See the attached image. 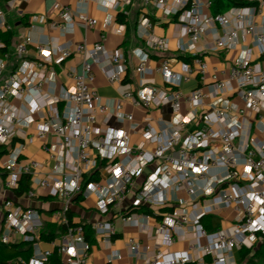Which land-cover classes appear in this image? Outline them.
<instances>
[{"label":"built area","instance_id":"built-area-1","mask_svg":"<svg viewBox=\"0 0 264 264\" xmlns=\"http://www.w3.org/2000/svg\"><path fill=\"white\" fill-rule=\"evenodd\" d=\"M15 1L9 0V6ZM76 1L102 7L104 0ZM111 1L109 9L127 15L137 0ZM141 3L174 20L178 33L187 39L179 51L192 59L176 71L163 57L151 69L148 53L135 51V72L159 74L162 86L141 77L138 90L124 92L114 106L92 87L95 63L105 66L110 85L120 84L127 70L121 51L102 44L104 35L91 47L85 43L73 48L50 46L43 40L33 44L28 36L15 47V56L22 62L0 86V147L7 151L2 157V187L13 192L20 177L28 175L30 184L58 202L52 220L65 232L48 242L52 249L42 250L40 211L4 198L0 242L12 245L20 237L31 248L29 259L18 258L14 264H88L92 244L87 235L107 250L116 234V221L144 235L145 242L134 237L125 240L129 256L143 264H238L234 253L256 251L264 238V68L253 63L249 53L221 71H210L202 58L203 53L218 55L234 49L240 36L251 38L264 56V23L247 20L252 6L212 15L207 12L210 0ZM57 19L49 26L61 33L72 31L74 21L91 29L98 25L96 19L70 6L60 7ZM5 26L0 7V31ZM151 27L150 19L142 15L136 35L149 51L164 55L168 40L154 36ZM102 29L122 35L125 26L107 16ZM217 29L221 35L215 33ZM210 31H214L212 42L203 49L198 44ZM29 46L35 51L32 60L26 59ZM74 54L83 55L80 71L66 69V83L57 87L54 77H46L47 69L54 74V67L63 69ZM3 70L0 60V77ZM191 83L193 88L182 90ZM124 104L142 111L141 123L124 111ZM164 108L169 109V119L153 116ZM113 121L126 123L128 130L114 128ZM33 125L35 133L29 136L27 130ZM132 134L140 137L135 144ZM34 141H39L46 162L23 158ZM90 196L96 199L97 213L109 219L74 222L69 214L76 200ZM26 197L35 198V191L29 190ZM230 208L235 215L232 224L217 226L214 212ZM181 242L186 243L185 249L170 251ZM115 259L120 255L108 256L107 262Z\"/></svg>","mask_w":264,"mask_h":264},{"label":"crops","instance_id":"crops-1","mask_svg":"<svg viewBox=\"0 0 264 264\" xmlns=\"http://www.w3.org/2000/svg\"><path fill=\"white\" fill-rule=\"evenodd\" d=\"M8 2L9 0H0V7L4 12L6 20V26L0 33V43L3 45V47L0 48V60H2L4 63V70L0 77V86L2 85L5 77L8 74L16 71L17 67L21 64L22 60H18L15 56V47L26 36L31 38L33 44L37 43L39 40H43V42L48 43L50 46L70 44L73 48V45L80 43H85L88 47H91L94 43L100 42L101 36L104 35L105 38L102 41V44L107 49L120 50L127 63V70L121 83L114 85H110L106 81V70L104 65L95 63L92 66L94 74L92 87L97 91L102 100L108 102L111 106H114L120 102L121 95L124 92L138 90L141 77H143V79L149 83L162 86L161 76L159 74H156L155 72H148L146 74L140 75L135 72V67L137 65V57L134 54L135 51L140 50L148 53V65L151 69L157 66L163 57H166L170 60L171 67L176 71L180 69V64L182 62L190 63L192 59V55L179 51L180 46H185L187 44V39L178 33L174 25V20L164 19L161 16V13L156 11L151 6L146 8L143 7L141 0H137L132 7L128 8L126 24H123L125 26V30L122 35L107 33L102 29V23L107 16H111L116 23L121 24L117 21L118 14L109 9L112 2L111 0L102 1V7L94 2H89L86 6L79 5L76 0H16L12 7L9 6ZM62 6H70L76 13H87L89 17L98 21V25L94 29H91L84 27L83 24L78 21H74L73 30L70 32L61 33L59 30L51 29L49 23L52 20L58 21L57 13L59 8ZM251 6L254 8L253 12L245 11L247 20H250L255 24L264 23V0L258 3H253ZM105 8L107 11H104ZM207 12L211 13L210 9ZM142 15H146L150 19L152 23L151 32L154 36L164 37L168 40L169 51L164 55L149 51L145 46V42L137 37L135 29ZM40 17L44 18L45 21L41 22L37 20ZM6 31H10L12 33V39L5 48L2 39L5 36L3 33ZM213 33L214 31H210L199 42L198 46L203 49L208 48L212 42ZM215 33L217 35H221L222 30L217 29ZM34 52V47L29 46L28 56L26 59H34ZM247 53L250 54V59L253 63H257L262 68H264V56L259 55L258 50L252 43V39L249 37L243 39L240 36L235 48L232 50L222 51L218 55L203 53L202 58L207 63L210 71L214 69L216 71H221L228 70L235 59L244 58ZM5 54L7 55L6 58L4 57ZM180 57H186L190 59L188 61H182L180 60ZM82 62L83 55L74 54L70 59L65 61L63 64V69L61 67L55 66L54 74H52L51 69L48 68L46 71V77H54V81L58 87L66 83L64 71L66 69H75L77 72H79ZM193 87L194 83H191L189 85H184L182 90L187 91ZM45 89H47V85L45 86ZM236 104L239 107H243V104L238 100L236 101ZM15 105H19V103H15ZM124 111L132 113L135 120L141 123L143 115L142 111L133 108L128 104H124ZM169 114V109L164 108L154 112L153 116L156 118L169 119ZM111 125L118 130H128L126 123H117L113 121ZM35 128V125H33L27 130L29 136L34 135ZM139 140L140 137L138 135H131L132 144L137 143ZM23 158L34 159L39 162L47 161L46 154L39 147V141H34L32 144L27 146L23 153ZM2 161L3 158L0 159V205L4 198H11L23 207L30 206L37 208L41 215L46 218L43 220L44 225H46V223H54L52 220V214L58 209V202L49 198L43 191L37 189L34 184H30V190L35 191L36 193V197L33 199L27 198L26 195L22 197H16L13 192L4 190L2 187V180L4 177ZM95 203L96 199L93 196L81 201H76L71 211V218L74 220V222L89 224L94 221L109 219V217L101 216L97 213L95 209ZM3 218V213L0 210V230L2 228ZM153 223L154 221L151 220V224ZM115 229L116 234L112 239V245L107 250H102L99 248L97 241L94 239V237H91L90 243L92 244V249L94 250V256L91 258L89 256L88 264H143L141 260L133 259L129 256L125 240L128 237H134L145 242L144 235L140 233L138 228L125 227L118 221L115 222ZM22 244V249L24 250L30 247L28 244H24L20 237H16L14 245ZM261 245H264V238L256 250H258ZM40 248L42 250H49L52 249V246L47 242L41 241ZM172 248H174L173 251ZM172 248L170 250L171 252L183 250L186 248V243H178ZM244 251L246 250L237 252V257L234 253V258L238 264H245L246 262V260H241V254ZM114 253L119 254L120 259H115L111 263H108L107 257L112 256ZM259 263H264V261L258 260L257 264Z\"/></svg>","mask_w":264,"mask_h":264},{"label":"trees","instance_id":"trees-1","mask_svg":"<svg viewBox=\"0 0 264 264\" xmlns=\"http://www.w3.org/2000/svg\"><path fill=\"white\" fill-rule=\"evenodd\" d=\"M252 4L244 1V0H211L210 11L212 15L223 14L229 11L232 8H244L247 6H251ZM117 21L121 24H126V15L120 13L117 15ZM2 30L0 31V33ZM5 36L3 37V42L5 48L10 43L12 39V33L10 31H6L3 33ZM190 58L180 57L182 61H188ZM13 145V143H12ZM7 153L5 146L0 147V159ZM92 180L90 177L88 180ZM30 190V177L28 175H22L18 181L17 188L13 191V194L16 197H22L28 193ZM78 201V199L76 200ZM72 216V212L69 214ZM208 220V219H207ZM206 221V220H205ZM210 228V227H208ZM65 232V228L63 226H59L56 223H46L43 229L40 231V240L44 242H51L57 237L61 236ZM87 239L89 242L90 234L87 235ZM26 244V243H24ZM22 245H4L0 242V264H14L15 260L18 258L29 259L31 257V248L22 249ZM250 254V255H249ZM21 256V257H19ZM16 258V259H15ZM56 258L53 260L55 262ZM241 260H246V264H257L258 260L264 261V245L251 253L250 251H244L241 254Z\"/></svg>","mask_w":264,"mask_h":264},{"label":"rangeland","instance_id":"rangeland-1","mask_svg":"<svg viewBox=\"0 0 264 264\" xmlns=\"http://www.w3.org/2000/svg\"><path fill=\"white\" fill-rule=\"evenodd\" d=\"M207 77L209 79L210 76L208 75ZM14 103L17 104V102H14ZM213 216H214L213 217V221L216 222V224L218 226H221L222 228H225V227H227V226L232 224L235 215H234L232 209L230 208V209H223V210L216 211V212H214ZM42 219L45 220L46 218L43 216ZM173 250H174V248H172V251ZM93 256H94V250L91 249L90 258L93 257ZM235 256L237 257V253L236 252H235ZM259 264H263V263H259Z\"/></svg>","mask_w":264,"mask_h":264}]
</instances>
